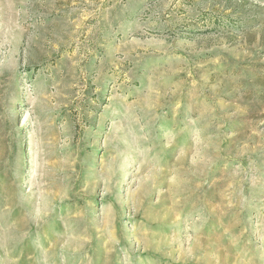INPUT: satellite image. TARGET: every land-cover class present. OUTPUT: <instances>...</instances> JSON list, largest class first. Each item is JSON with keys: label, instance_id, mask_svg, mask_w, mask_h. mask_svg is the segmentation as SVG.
I'll return each mask as SVG.
<instances>
[{"label": "rangeland", "instance_id": "obj_1", "mask_svg": "<svg viewBox=\"0 0 264 264\" xmlns=\"http://www.w3.org/2000/svg\"><path fill=\"white\" fill-rule=\"evenodd\" d=\"M0 264H264V0H0Z\"/></svg>", "mask_w": 264, "mask_h": 264}]
</instances>
